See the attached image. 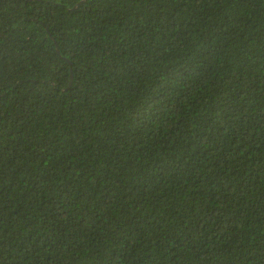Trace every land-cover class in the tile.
I'll use <instances>...</instances> for the list:
<instances>
[{
    "label": "trees",
    "instance_id": "obj_1",
    "mask_svg": "<svg viewBox=\"0 0 264 264\" xmlns=\"http://www.w3.org/2000/svg\"><path fill=\"white\" fill-rule=\"evenodd\" d=\"M0 264H264V0H0Z\"/></svg>",
    "mask_w": 264,
    "mask_h": 264
}]
</instances>
